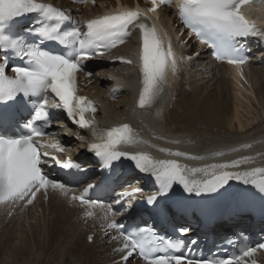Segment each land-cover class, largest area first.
I'll return each instance as SVG.
<instances>
[{
    "label": "snow or ice",
    "instance_id": "obj_1",
    "mask_svg": "<svg viewBox=\"0 0 264 264\" xmlns=\"http://www.w3.org/2000/svg\"><path fill=\"white\" fill-rule=\"evenodd\" d=\"M83 3L85 0H79ZM168 0H151L152 7L148 10L156 12L160 5ZM253 0H177L179 19L189 30L200 45L213 50L216 60H227L229 64L238 68L247 63L248 58L242 54L241 45L250 36L256 34L255 24L250 22L241 13L242 5ZM38 14L39 27L26 29L35 33L42 44L44 41H58L73 47L70 56L52 54L42 50L36 42L29 44L20 38H13L7 33V28L17 18ZM64 12L52 6L36 3L35 0H0V53L5 56V66L0 67V105L15 104L21 100L32 104V119L25 127L30 129L24 135H0V203L26 201L32 204L38 192L48 187L67 194L70 186L61 181H53L44 173L42 165L54 161L56 165L65 168H79L80 165L71 161L61 163L48 152L41 153V148H51L62 152L63 147L57 143L41 144L36 138L48 135L43 129L50 126L52 119L48 107V94L55 98L52 107L61 109L72 122L80 129H89L93 136H97L94 126L96 111L94 105L85 97L79 96L76 90V74L84 71L83 61L92 55L103 56L102 48H115L125 43L133 30L138 29L140 35L139 72L141 75V91L139 93L138 107L150 109L154 106L167 81L169 67L175 68L176 59L171 42L164 45L155 26L150 25L138 11H125L105 15L99 19L87 22V32L79 29L62 32L58 27L59 21L66 20ZM57 24H49L50 21ZM11 52L18 59L23 60L27 67L12 66L6 63V54ZM199 55V53H197ZM121 62L131 64V60L120 58ZM11 71L12 76L7 75ZM89 76L92 73H88ZM0 113V127L10 120ZM42 122L36 126L32 121ZM131 129L124 125L122 129H112L105 134L97 136L99 143H93L89 151L94 152L105 166L110 167L113 162L128 159L134 162L135 167L143 173L151 174L159 184L157 195H149L146 203L151 206L159 197L165 196L175 184L182 186L189 195L210 196L219 192L229 184L236 181L245 185H253L264 194V180L259 183L256 175H264V168H257L251 172L239 171L245 161H233L230 164H213L204 168H187L177 161H154L146 154H130L120 150L122 143L128 142V133ZM180 157L179 152L170 153ZM191 174V175H190ZM196 174H202L197 179ZM94 187L88 184L85 192ZM142 189H133L129 195H134ZM89 206L99 203L90 201L85 196H72ZM130 208H124L129 212ZM91 215V213H89ZM122 227V225H113ZM151 231L147 226L136 233L123 234L124 259L130 264L129 258L138 256L145 264H241L244 257H250L256 249L247 248L239 257L222 259L218 261H197L183 255H174L170 250L178 248L182 242L169 241L165 248H161L154 239L144 233ZM180 233L186 235L190 229L180 228ZM153 235H155L153 233ZM196 243L195 240L192 241ZM259 247L264 248V245ZM163 253V254H161Z\"/></svg>",
    "mask_w": 264,
    "mask_h": 264
},
{
    "label": "bare ground",
    "instance_id": "obj_2",
    "mask_svg": "<svg viewBox=\"0 0 264 264\" xmlns=\"http://www.w3.org/2000/svg\"><path fill=\"white\" fill-rule=\"evenodd\" d=\"M101 2L108 7L114 5ZM240 11L244 16L254 15V21L264 25V0L256 5L249 3ZM83 13L90 17L99 14V9L87 7ZM159 16L172 38L177 35L180 41L185 39L178 35L179 31L173 32L176 20L172 19V10ZM254 38L257 36L249 39ZM178 39L174 45L181 53ZM135 41L136 38H131L115 56L132 53ZM185 47L189 51V43ZM251 48L259 59L249 67H215L201 57L195 63H179L178 78H172L169 68L170 79L153 109L148 111L136 108L141 82L128 66L103 67L92 72L83 92L97 103L96 117L102 128L129 126L133 139L127 144L134 154H146L154 161L176 157L187 168L246 160L238 170L251 172L264 168V48L259 51ZM117 82L125 91L121 98L111 102L110 90ZM246 117L252 119L251 123ZM69 144L73 149L86 148L85 143ZM176 152L182 155L170 154ZM201 177L202 174H196L195 178ZM255 178L259 183L264 175L257 174ZM229 183L240 189L253 186ZM22 213L9 220L0 214V264H111L118 257L111 253L114 242L110 241L108 230L100 235L95 223L84 226L74 221L73 211L55 198ZM245 224L248 222L242 217L234 227ZM223 227L229 224L220 225L219 229ZM93 228V242L89 244L87 236Z\"/></svg>",
    "mask_w": 264,
    "mask_h": 264
},
{
    "label": "rangeland",
    "instance_id": "obj_3",
    "mask_svg": "<svg viewBox=\"0 0 264 264\" xmlns=\"http://www.w3.org/2000/svg\"><path fill=\"white\" fill-rule=\"evenodd\" d=\"M246 121L248 122V123H251V121H252V119L250 118V117H246ZM12 226H13V224L10 226V228H12ZM8 235V234H7ZM0 251H1V249H0ZM0 257H1V255H0Z\"/></svg>",
    "mask_w": 264,
    "mask_h": 264
}]
</instances>
